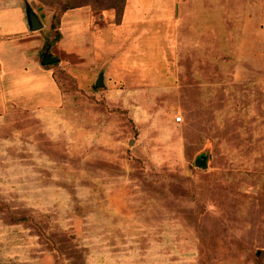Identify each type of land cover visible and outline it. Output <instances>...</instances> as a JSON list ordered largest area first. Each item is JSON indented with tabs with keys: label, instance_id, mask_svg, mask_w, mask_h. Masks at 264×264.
I'll return each instance as SVG.
<instances>
[{
	"label": "rangeland",
	"instance_id": "1",
	"mask_svg": "<svg viewBox=\"0 0 264 264\" xmlns=\"http://www.w3.org/2000/svg\"><path fill=\"white\" fill-rule=\"evenodd\" d=\"M101 1L0 0V264H264V0Z\"/></svg>",
	"mask_w": 264,
	"mask_h": 264
},
{
	"label": "water",
	"instance_id": "2",
	"mask_svg": "<svg viewBox=\"0 0 264 264\" xmlns=\"http://www.w3.org/2000/svg\"><path fill=\"white\" fill-rule=\"evenodd\" d=\"M26 19L27 24L29 27V31L36 32L44 29V24L42 23L40 17L36 14V12L32 9V7L29 4H26ZM59 59L56 57H52L49 50L44 54V60L43 64H52L54 62H57ZM97 86H103V77H100L99 81L97 82ZM199 162H202V165L199 164ZM198 166L207 167V162L204 161H197Z\"/></svg>",
	"mask_w": 264,
	"mask_h": 264
},
{
	"label": "trees",
	"instance_id": "3",
	"mask_svg": "<svg viewBox=\"0 0 264 264\" xmlns=\"http://www.w3.org/2000/svg\"><path fill=\"white\" fill-rule=\"evenodd\" d=\"M42 1L50 4L53 7L60 8V14H61V13H65L69 10H73V9L77 8V5H78L77 3L79 1L92 2L95 0H42ZM120 1H123V0H102L100 2V6L102 7L101 8L102 10H106L105 4L108 2H112V3H114V7H115L114 10L117 11V7L120 5ZM60 14L57 17H55L58 23H60V19H59Z\"/></svg>",
	"mask_w": 264,
	"mask_h": 264
},
{
	"label": "crops",
	"instance_id": "4",
	"mask_svg": "<svg viewBox=\"0 0 264 264\" xmlns=\"http://www.w3.org/2000/svg\"><path fill=\"white\" fill-rule=\"evenodd\" d=\"M26 23H27V19H26ZM27 27H28V24H27ZM28 29H29V27H28Z\"/></svg>",
	"mask_w": 264,
	"mask_h": 264
}]
</instances>
